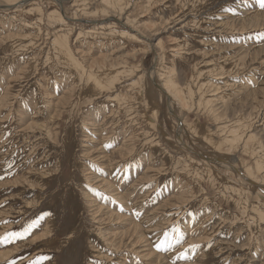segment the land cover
Listing matches in <instances>:
<instances>
[{
  "label": "rangeland",
  "instance_id": "374dc122",
  "mask_svg": "<svg viewBox=\"0 0 264 264\" xmlns=\"http://www.w3.org/2000/svg\"><path fill=\"white\" fill-rule=\"evenodd\" d=\"M17 1L0 0L11 6L0 8V236L50 215L26 239L0 244V252L17 247L0 264H264V187L242 177L264 184L259 0H115L108 8L103 0H44L39 10ZM59 11L69 25L52 18ZM76 15L88 22L72 23ZM124 20L140 43L119 37L135 35ZM56 38L68 41L79 70L62 59ZM153 67L157 85L172 82L178 97L153 87ZM90 72L104 73L108 86L93 90ZM177 118L187 147L177 143Z\"/></svg>",
  "mask_w": 264,
  "mask_h": 264
},
{
  "label": "bare ground",
  "instance_id": "6f19581e",
  "mask_svg": "<svg viewBox=\"0 0 264 264\" xmlns=\"http://www.w3.org/2000/svg\"><path fill=\"white\" fill-rule=\"evenodd\" d=\"M40 1H44V0H18L17 2V5H14V7L15 6H17V8H21V7H24V6H31V8L33 9V8H36V9H41L40 7H41V2ZM54 2H59V0H53ZM63 1V0H62ZM69 1V0H68ZM80 2V1H79ZM199 2V1H198ZM51 3V2H50ZM83 3V2H82ZM87 3V2H86ZM85 3V4H86ZM103 4H105V7L106 8H108L109 6H111L112 4H114L115 3V0H103V2H102ZM88 5V4H87ZM121 5V4H120ZM182 5V4H181ZM61 6V5H60ZM76 6V5H75ZM78 6V5H77ZM76 6V7H77ZM0 7H2V8H6V10H7V8H10L11 6H9V5H3V6H0ZM13 7V6H12ZM58 7V6H57ZM62 7V6H61ZM80 7H82L81 5L79 6V8ZM90 7V6H89ZM115 8V7H114ZM124 8H126V7H124ZM14 9V8H13ZM16 9V8H15ZM14 9V10H15ZM116 9V8H115ZM119 9V8H118ZM117 9V10H118ZM10 10V9H9ZM60 10V9H59ZM81 10V9H80ZM124 10V9H123ZM63 11V10H62ZM82 11V10H81ZM89 12V10H84V12ZM122 11V10H121ZM120 11V12H121ZM40 12V11H39ZM77 12V11H76ZM108 12L109 11H107V10H104V12H102V13H107L108 14ZM16 13V12H15ZM41 13V12H40ZM46 13V12H45ZM53 13V12H52ZM55 13V12H54ZM90 13V12H89ZM89 13H87V15H89ZM92 13V12H91ZM124 13H126V12H124ZM258 14V13H257ZM263 14V13H262ZM262 14H260V15H255L254 16V18H256V17H258V16H263L264 17V15H262ZM62 14H60V11H59V13H58V16H55L54 14L52 15V18L53 19H58V21H56L57 23H64V24H66V25H69V23H67V22H65L64 20V16L62 15ZM73 15V14H72ZM75 15V14H74ZM109 15V14H108ZM120 15H121V13H120ZM10 16V15H9ZM79 16V15H78ZM86 16V15H85ZM43 16H41V18H42ZM54 17H56V18H54ZM80 17V16H79ZM95 17V16H94ZM126 17V16H125ZM249 17V16H248ZM47 18V17H46ZM112 19V18H111ZM120 19H122V17H118L117 18V20H115L116 22H119L120 21ZM42 20H43V18H42ZM222 20V19H221ZM220 20V21H221ZM235 20V19H234ZM257 20V19H256ZM67 21V20H66ZM70 21H72V23H85V22H88V21H85V20H80L79 18L77 19V15H76V17H74L72 20L70 19ZM114 21V22H115ZM125 21V20H124ZM218 21V20H217ZM243 21V20H242ZM263 21H264V19H263ZM262 21V22H263ZM92 22V21H91ZM115 22V23H116ZM173 22V21H172ZM249 22H250V20H249ZM251 22H252V19H251ZM28 23V22H27ZM120 23H121V21H120ZM123 23V22H122ZM133 23V22H132ZM226 23V22H225ZM20 24V23H19ZM90 24V23H89ZM124 24H125V26H124ZM122 26H124V27H126V25H127V27H129V29H131V31L132 32H134L135 33V35H132V34H130L129 32H123V31H121V32H119V33H117L118 35H119V37L120 38H125V39H129V40H133V41H135V42H139L140 43V41L141 40H139L140 39V36L138 35V30H136L135 29V27H133V25H134V23H133V25L131 24H129L128 23V20L127 21H125V23H124ZM135 24H136V21H135ZM219 24V23H218ZM244 24V23H243ZM262 24V23H261ZM40 25V24H39ZM70 25H72V26H74V24H70ZM129 25V26H128ZM228 25V24H227ZM226 25V26H227ZM245 25V24H244ZM78 26V25H77ZM233 26V25H232ZM252 26V25H251ZM250 26V27H251ZM257 26V25H256ZM69 27V26H68ZM75 27V26H74ZM169 27V26H168ZM167 27V28H168ZM200 27V26H199ZM223 27V26H222ZM231 27V26H230ZM37 28V27H36ZM65 28V27H64ZM95 28V27H94ZM102 28V27H101ZM213 28V27H212ZM239 28V27H238ZM242 28V27H241ZM27 29V28H26ZM240 29V28H239ZM243 29V28H242ZM250 29V28H249ZM3 30V29H2ZM8 30V29H7ZM13 30V29H12ZM15 30V29H14ZM83 30V29H82ZM81 30V31H82ZM100 30H102V29H100ZM215 30V29H214ZM75 30H74V28H72V32H74ZM80 31V32H81ZM231 31V30H230ZM5 32V31H4ZM69 32H70V34H73L70 30H69ZM77 32V31H76ZM92 31H89V33H91ZM94 32V31H93ZM88 33V32H87ZM140 33V32H139ZM13 34V33H12ZM23 34V33H22ZM241 34V33H240ZM11 35V34H10ZM84 35H85V33H84ZM92 35H93V33H92ZM41 36V35H40ZM58 36V35H57ZM15 37V36H14ZM53 37V36H52ZM96 37V36H95ZM59 38H61V37H59ZM63 38V37H62ZM143 38V37H142ZM40 39V38H39ZM57 39V45H58V47L60 48V51H58V52H61V53H63V54H66V59H64V58H62V56L61 55H58V57L59 58H62L64 61L65 60H68L70 63H71V66L72 67H74V69L76 68V69H78L79 67H78V65L79 64H76L75 63V61L76 60H74V55H73V53H72V51L71 50H67L68 49V47H69V45H68V41L65 43H60V42H58V38H56ZM66 39V38H65ZM78 39V38H77ZM149 39V38H148ZM13 40V39H12ZM21 40V39H20ZM49 40V39H48ZM61 40V39H60ZM120 40V39H119ZM146 40H147V38H146ZM210 40V39H209ZM52 41V40H51ZM56 41V40H55ZM64 41V40H63ZM66 41V40H65ZM149 41V40H148ZM62 42V41H61ZM90 42V41H89ZM8 43V42H7ZM76 43V42H75ZM147 43V42H146ZM42 44V43H41ZM79 44V43H78ZM213 44V43H212ZM110 45V44H109ZM221 46V45H220ZM100 47H101V45H100ZM99 47V48H100ZM151 47V46H150ZM107 48V47H106ZM180 48V47H179ZM42 49V48H41ZM56 49V48H55ZM58 49V48H57ZM71 49V48H70ZM76 49V48H75ZM96 49V48H95ZM143 49V48H142ZM77 50V49H76ZM113 50V49H112ZM189 50V49H188ZM238 50V49H237ZM245 50V49H244ZM122 51V50H121ZM133 51V50H132ZM212 51H213V49H212ZM222 51V50H221ZM41 52V51H40ZM108 53V52H107ZM120 53V52H119ZM91 54V53H90ZM103 54V53H102ZM121 54V53H120ZM224 54V53H223ZM245 54H246V52H245ZM24 55V54H23ZM111 55V54H110ZM232 55V54H231ZM255 55V54H254ZM61 56V57H60ZM81 56V55H80ZM87 56V55H86ZM232 57H233V55H232ZM158 58V57H157ZM248 58V57H247ZM254 58H255V56H254ZM208 60V59H207ZM59 61V60H58ZM61 61V60H60ZM17 62V61H16ZM98 62V61H97ZM248 62V61H247ZM259 62V61H258ZM95 63V62H94ZM157 63V62H156ZM260 63V62H259ZM60 64H62V63H60ZM59 64V65H60ZM64 64V63H63ZM91 64V63H90ZM209 64V63H208ZM263 64V63H262ZM55 65V64H54ZM58 65V66H59ZM104 65V64H103ZM244 65H245V63H244ZM61 66V65H60ZM69 66V65H68ZM153 66V65H152ZM157 66V65H156ZM199 66V65H198ZM206 67V66H205ZM48 68V67H47ZM86 68V67H85ZM93 68V67H92ZM221 68V67H220ZM258 68V67H257ZM119 69H122V68H120L119 67ZM154 69H155V67H153V69L150 71V73L149 74H147L146 72V74L148 75V80L150 81V82H152V85H153V87H156L155 89H158V90H160L163 94H164V96H166L167 97V99H169L168 97H171V96H174V97H176V95H177V97L180 95L179 94V90H177L176 88L174 89V84L172 83V82H170V81H167L166 79L164 80V82L161 84V87L159 86V85H157V83L155 82V79H154V77H156V76H154L155 75V71H154ZM79 70V69H78ZM124 70V69H123ZM70 71V70H69ZM146 71V70H145ZM170 71V70H169ZM74 72V71H73ZM76 72V71H75ZM79 72H81V71H79ZM111 72V71H110ZM121 72V71H120ZM149 72V71H148ZM172 72V71H171ZM207 72V71H206ZM52 73V72H51ZM59 73V72H58ZM66 73V72H65ZM106 73V72H105ZM128 73V72H127ZM83 74V73H82ZM103 75H100V74H98V72L97 73H92V72H90L89 74H87V83H90L91 85H92V88H93V90H96V91H100V90H102V89H104V88H106L107 86H106V84H105V82H104V79L102 78V76H104L105 74L104 73H102ZM116 74V73H115ZM145 74V75H146ZM214 74V73H213ZM71 75V74H70ZM109 75V74H108ZM124 75V74H123ZM167 75H169V74H167ZM172 75V74H171ZM66 76V75H65ZM77 76V75H76ZM143 76V75H142ZM170 76V75H169ZM168 76V77H169ZM218 76V75H217ZM221 76V75H220ZM69 77V76H68ZM117 77V79H118V76H117V74H116V76H115V78ZM208 77V76H207ZM263 77V76H262ZM77 78V77H76ZM109 77H107V81L109 82V86L111 87V86H113L114 87V84L116 83H113L114 82V77H112L113 79V82H112V80L111 79H108ZM165 78V77H164ZM116 79V80H117ZM171 79V78H170ZM227 79V78H226ZM225 79V80H226ZM63 80V79H62ZM160 80V79H159ZM243 80V79H242ZM67 81V80H66ZM65 81V82H66ZM102 83H101V82ZM158 81V80H157ZM192 81V80H191ZM61 82V81H60ZM79 82V81H78ZM76 83V82H75ZM80 83V82H79ZM193 83V82H192ZM129 84V83H128ZM68 85H69V82H68ZM67 85V86H68ZM190 85V84H189ZM209 85V84H208ZM127 86V85H126ZM72 87V86H71ZM79 87V86H78ZM109 87V88H110ZM124 87V86H123ZM187 87V86H186ZM244 87V86H243ZM264 87V86H263ZM112 88V87H111ZM211 88V87H210ZM238 88V87H237ZM88 89V88H87ZM117 89V88H116ZM199 89V88H198ZM69 90V89H68ZM67 90V91H68ZM108 90V89H107ZM145 90V89H144ZM147 90V92L149 91V88H147L146 89ZM183 90V89H182ZM214 90V89H213ZM219 90V89H218ZM114 91V90H113ZM208 91V90H207ZM66 92V91H65ZM103 93H104V91H102ZM101 92V93H102ZM105 92H108V91H106L105 90ZM125 92V91H124ZM131 92V91H130ZM182 92V91H181ZM190 92V91H189ZM216 92V91H215ZM214 92V93H215ZM85 93V92H84ZM110 93V92H109ZM119 93H120V91H119ZM118 93V94H119ZM140 95H141V93L143 94V90L141 89V92L139 91L138 92ZM157 93V92H156ZM191 93V92H190ZM240 93V92H239ZM264 93V92H263ZM262 93V94H263ZM72 94V93H71ZM94 94V93H93ZM117 94V93H116ZM126 94V93H125ZM154 94V93H153ZM193 94V93H192ZM203 94V93H202ZM128 95V94H127ZM46 96V95H45ZM49 96V95H48ZM63 96V95H62ZM143 96V95H142ZM145 96V95H144ZM205 96V95H204ZM92 97H94V96H92ZM122 97V96H121ZM130 97V96H129ZM146 98L148 97L147 96V94H146V96H145ZM183 97V96H182ZM255 97V96H254ZM253 97V98H254ZM80 98V97H79ZM201 98V97H200ZM249 98V97H248ZM256 98V97H255ZM263 98V97H262ZM56 99V98H55ZM62 99V98H61ZM60 99V100H61ZM113 99H114V97H113ZM129 99V98H128ZM191 99V98H190ZM197 99H198V97H197ZM196 99V100H197ZM221 99V98H220ZM264 99V98H263ZM106 100V99H105ZM121 100V99H120ZM124 100V99H123ZM207 100V99H206ZM234 100V99H233ZM246 100V99H245ZM102 101V100H101ZM110 101H111V99H110ZM113 101V100H112ZM168 101V100H167ZM178 101H181L182 102V104H183V107H185L184 105H186L185 104V101H184V99L182 100H179L178 99ZM254 101V100H253ZM259 101H260V99H259ZM61 102V101H60ZM88 102V101H87ZM199 102H200V100H199ZM208 102V101H207ZM75 103V102H74ZM188 103V102H187ZM191 103H193V102H191ZM197 103V102H196ZM202 103H204V102H202ZM238 103V102H237ZM261 103V102H260ZM48 104V103H47ZM88 104V103H87ZM168 104V103H167ZM212 104V103H211ZM230 104V103H229ZM259 104V103H258ZM100 105V104H99ZM199 105V104H198ZM257 105V104H256ZM171 106H173V105H171L170 103H169V109L171 108ZM202 106V105H201ZM249 106V105H248ZM251 106V105H250ZM59 107V106H58ZM151 107V106H150ZM196 107V106H195ZM203 107V106H202ZM207 107H208V105H207ZM6 108V107H5ZM203 108H205V107H203ZM221 108V107H220ZM223 108V107H222ZM239 108V107H238ZM253 108V107H252ZM106 109V108H105ZM104 109V110H105ZM123 109V108H122ZM197 109V108H196ZM206 109V108H205ZM205 109H204V111H205ZM209 109V108H208ZM224 109V108H223ZM226 109V108H225ZM241 109V108H240ZM259 109V108H258ZM192 110V109H191ZM199 110V109H198ZM197 110V111H198ZM234 110V109H233ZM232 110V111H233ZM245 110V109H244ZM252 110V109H251ZM210 111H211V109H210ZM240 111V110H239ZM264 111V110H263ZM101 112V111H100ZM157 110L155 111V110H153V113H152V116L154 117V119L156 118V116H157ZM207 112V111H206ZM230 112V111H229ZM246 112V111H245ZM117 113V112H116ZM226 113H228V111L226 112ZM241 113V112H240ZM21 114V113H20ZM79 114V113H78ZM96 114V113H95ZM211 114V113H210ZM214 114V113H213ZM212 114V115H213ZM247 114V113H246ZM262 114V113H261ZM56 115V114H55ZM173 115V114H172ZM176 115V114H175ZM231 115V114H230ZM257 115V114H256ZM70 116V115H69ZM82 116V115H81ZM98 116V115H97ZM151 116V117H152ZM79 117V116H78ZM124 117V116H123ZM181 117V116H180ZM218 117V116H217ZM232 117V116H231ZM241 117V116H240ZM128 118H130V117H128ZM257 119V118H256ZM167 120V119H166ZM213 120V119H212ZM125 121V120H124ZM177 121H178V124H180L179 123V121H181V120H179L178 118H177ZM236 121V120H235ZM85 122H87V121H85ZM23 123V122H22ZM49 123V122H48ZM68 125V124H67ZM91 125V124H90ZM130 125V124H129ZM151 125H153V124H151ZM253 125V124H252ZM54 126V125H53ZM221 126V125H220ZM264 126V125H263ZM56 127V126H55ZM92 127V126H91ZM95 127H97V126H95ZM163 127V126H162ZM262 127V126H261ZM94 128V127H93ZM92 128V129H93ZM179 128V131L177 132V136H178V139H177V143L180 145V147L182 148V146L184 147H187V144L185 145V141H184V133H185V130H184V128L181 126V124H180V126L178 127ZM186 128V127H185ZM198 128H203L202 126L201 127H198ZM57 129V128H56ZM143 129V128H142ZM226 129V128H225ZM236 129V128H235ZM200 130V129H199ZM87 131V130H86ZM219 131V130H218ZM260 131V130H259ZM57 132V131H56ZM84 132V131H83ZM92 132V131H91ZM128 132V131H127ZM246 132V131H245ZM94 133V132H93ZM243 133V132H242ZM56 134V133H55ZM140 135V134H139ZM222 135V134H221ZM248 135V134H247ZM88 137V136H87ZM184 137V138H183ZM209 137H211L210 135H209ZM54 138H55V136H54ZM53 138V139H54ZM64 138V137H63ZM84 138H85V136H84ZM95 138V137H94ZM143 138V137H142ZM157 138V137H156ZM177 138V137H176ZM51 139H52V136H51ZM83 139V138H82ZM91 139V138H90ZM170 139V138H169ZM186 139V138H185ZM224 140H225V138H223ZM260 139V138H259ZM258 139V140H259ZM99 140V139H98ZM116 140V139H115ZM114 140V141H115ZM229 140V139H228ZM247 140V139H246ZM140 141H141V139H140ZM245 141V140H244ZM85 142V141H84ZM147 142V141H146ZM152 142V141H151ZM169 142V141H168ZM58 143V142H57ZM98 143V142H97ZM171 143V142H170ZM151 145V144H150ZM182 145V146H181ZM214 145V144H213ZM241 145V144H240ZM88 146V145H87ZM96 146V145H95ZM101 146V145H100ZM121 146V145H120ZM212 146V145H211ZM157 147V146H156ZM101 148V147H100ZM123 148H125V147H123ZM191 148V147H190ZM104 149V148H103ZM131 149V148H130ZM118 150V149H117ZM192 150V149H191ZM91 151V150H90ZM106 151V150H105ZM108 151V150H107ZM181 151V150H180ZM189 151V150H188ZM211 151V150H210ZM101 152V151H100ZM114 152V151H113ZM145 153V152H144ZM190 153V152H189ZM254 153V152H253ZM86 154V153H85ZM89 154H90V152H89ZM115 154V153H114ZM122 154V153H121ZM192 154L193 155H195V157H197V158H199V159H201L203 162L205 161V162H207V163H211V164H213V165H215V164H219L220 165V167H224V168H226V169H230L231 171H234V173H240V171H238V170H236V169H232V165L230 164V163H228L227 161H225V160H223V159H217V158H213V159H209L208 157H204V156H202V155H199V154H197V153H193L192 152ZM79 155V154H78ZM96 155V154H95ZM98 155V154H97ZM105 155V154H104ZM126 155V154H125ZM162 155V154H161ZM183 155V154H182ZM87 156H88V154H87ZM114 156V155H113ZM213 156V155H212ZM96 157V156H95ZM103 157V156H102ZM107 157V156H106ZM122 158V157H121ZM260 158V157H259ZM216 162H219V163H216ZM135 164V163H134ZM151 164V163H150ZM180 164V163H179ZM186 164V163H185ZM111 165V164H110ZM116 165V164H115ZM148 165V164H147ZM210 165V164H209ZM100 166V165H99ZM257 166V165H256ZM259 166V165H258ZM153 167V166H152ZM156 167V166H155ZM158 167V166H157ZM187 167V166H186ZM185 167V168H186ZM207 167V166H206ZM184 168V167H183ZM258 168H260V166L258 167ZM264 168V167H263ZM115 169V168H114ZM188 169V168H187ZM255 169V168H254ZM153 170V169H152ZM177 170V169H176ZM262 170V169H261ZM84 171V170H83ZM182 171V170H181ZM188 171V170H187ZM210 171V170H209ZM86 172V171H85ZM208 172V171H207ZM245 172V171H244ZM259 172V171H258ZM257 171H256V173H258ZM191 173V172H190ZM194 173V172H193ZM84 175V174H83ZM189 175V174H188ZM242 175V174H241ZM142 176V175H141ZM38 177V176H37ZM145 177V176H144ZM242 177H244V180L247 182V183H249V184H251V185H253V186H255V187H257V188H263L264 187V184H262L261 183V185H258V184H256L254 181H252V180H249V179H247L244 175H242ZM89 178V177H88ZM146 178V177H145ZM140 179V178H139ZM144 179V178H143ZM192 179H193V177H192ZM89 180H91V179H89ZM145 180V179H144ZM98 181V180H97ZM96 181V182H97ZM100 181V180H99ZM90 182V181H89ZM174 182V181H173ZM98 184V183H97ZM112 184V183H111ZM136 184V183H135ZM6 185H8V184H6ZM104 185H105V183H104ZM138 185V184H137ZM187 185V184H186ZM210 185V184H209ZM107 186V185H106ZM112 186V185H111ZM183 186V185H182ZM184 187V186H183ZM226 187V186H225ZM108 188V187H107ZM109 188H111L110 186H109ZM114 188V187H113ZM211 188V187H210ZM103 189V188H102ZM130 190V189H129ZM106 191V190H105ZM116 191V190H115ZM195 191V190H194ZM94 192H95V190H94ZM184 192V191H183ZM111 193V192H110ZM185 193V192H184ZM109 194V193H108ZM117 194V193H116ZM113 195V194H112ZM174 195H175V193H174ZM185 195H187V194H185ZM193 195V194H192ZM85 196V195H84ZM83 196V197H84ZM115 196V195H114ZM118 196V195H117ZM148 196V195H147ZM228 196H230V195H228ZM227 196V197H228ZM145 197V196H144ZM176 197V196H175ZM146 198V197H145ZM174 198V197H173ZM179 198H181V197H179ZM235 198V197H234ZM255 198V197H254ZM258 198V197H257ZM89 199V198H88ZM97 199V198H96ZM144 199V198H143ZM259 199V198H258ZM93 200V199H92ZM91 200V201H92ZM116 200H117V198H116ZM123 200V199H122ZM146 200V199H145ZM174 200V199H173ZM236 200V199H235ZM90 201V200H89ZM120 201V200H119ZM186 201V200H185ZM263 201V200H262ZM131 202V201H130ZM88 203V202H87ZM89 203H91V202H89ZM95 203V202H94ZM124 203V202H123ZM205 203V202H204ZM98 204V203H97ZM166 204V203H165ZM169 204V203H168ZM89 205V204H88ZM92 205V204H91ZM90 205V206H91ZM143 205V204H142ZM245 205V204H244ZM94 206V205H93ZM99 206V205H98ZM159 206V205H158ZM164 206V205H163ZM204 206V205H203ZM241 206V205H240ZM253 206V205H252ZM106 207V206H105ZM161 207V206H160ZM91 209H93L92 207H90ZM178 208V207H177ZM96 209V208H95ZM100 209V208H99ZM153 209V208H152ZM154 210V209H153ZM209 210V209H208ZM95 211V210H94ZM93 210L92 211H90L91 213L92 212H94ZM114 211V210H113ZM112 211V212H113ZM97 212H98V210H97ZM97 212H95V213H97ZM100 212V211H99ZM111 212V211H110ZM125 212V211H124ZM160 212H162V211H160ZM255 212V211H254ZM94 213V214H95ZM100 213H102L103 214V211L102 212H100ZM258 213V212H257ZM94 214L92 215V216H94ZM111 213H109L108 215H110ZM116 214V213H115ZM155 214V213H154ZM210 214V213H209ZM227 214V213H226ZM95 215H97V214H95ZM106 216V215H105ZM115 216V215H114ZM150 216V215H149ZM164 216V215H163ZM225 216V215H224ZM237 216V215H236ZM249 216V215H248ZM259 216V215H258ZM101 217H102V215H101ZM107 217V216H106ZM151 217H153V216H151ZM99 218V217H98ZM108 218H110V219H115L113 216H109ZM117 218H119V217H117ZM165 218V217H164ZM207 218V217H206ZM214 218V217H213ZM227 218V217H226ZM244 218V217H243ZM252 218V217H251ZM102 219H104L103 217H102ZM149 219V218H148ZM157 219V218H156ZM160 219V218H159ZM169 218H167V220H168ZM104 220H106V219H104ZM108 220V219H107ZM162 220V219H161ZM227 220V219H226ZM120 221H121V218H120ZM119 221V222H120ZM223 221V220H222ZM97 222H98V220H97ZM100 222H102V220L100 221ZM123 222V221H122ZM163 222V221H162ZM226 223V222H225ZM102 224V223H101ZM114 224H115V221H114ZM131 224V223H130ZM153 224H155V223H153ZM164 224V223H163ZM201 224V223H200ZM200 224H199V226H200ZM152 225V224H151ZM237 225V224H236ZM262 225V224H261ZM212 226V225H211ZM232 226V225H231ZM117 228H119V227H117ZM138 228V227H137ZM152 228V227H151ZM196 228V227H195ZM257 228V227H256ZM93 229V228H92ZM133 229H135V228H133ZM132 229V230H133ZM139 229V228H138ZM128 230H129V227H128V229L126 230L127 232H126V234H128ZM243 230V229H242ZM249 230V229H248ZM121 232H122V230H120ZM136 231H139V230H137L136 229ZM101 232V231H100ZM206 232V231H205ZM111 233V232H110ZM122 233H124V232H122ZM132 233H135L134 231L132 232ZM158 233V232H157ZM156 233V234H157ZM212 233H214V232H212ZM211 233V234H212ZM40 234H42V233H40ZM45 234V233H44ZM44 234L41 236V237H39L40 239H44ZM112 234V233H111ZM115 234V233H114ZM120 233L118 232V235H119ZM102 235H105V234H102ZM117 235V234H116ZM117 235V236H118ZM123 235V237L125 236L124 234H122ZM132 235V234H131ZM137 235V234H136ZM138 235H139V232H138ZM138 235H137V237H138ZM140 235H142V234H140ZM204 235V234H203ZM106 236V235H105ZM110 236H112L113 237V235H110ZM109 236V237H110ZM115 236V235H114ZM119 236H121V234L119 235ZM134 236H135V234H134ZM257 236V235H256ZM133 237V236H132ZM136 237V238H137ZM141 237V236H140ZM143 237V236H142ZM114 238V237H113ZM119 238V237H118ZM117 237H116V240L118 239ZM121 238V237H120ZM130 238V237H129ZM201 238V237H200ZM211 238V237H210ZM237 238V237H236ZM36 240H37V237L35 238ZM47 239V238H46ZM122 239V238H121ZM132 239V238H131ZM197 239V237L195 238V240ZM31 240V239H30ZM111 240H112V238H111ZM110 240V241H111ZM115 240V241H116ZM136 240V239H135ZM134 240V241H135ZM138 240H140L139 238H138ZM194 240V241H195ZM198 240V239H197ZM109 241V240H108ZM121 241H123V239L121 240ZM133 241V242H134ZM142 241V238H141V240H140V242ZM145 241V240H144ZM204 241V240H203ZM39 242V241H38ZM45 242V241H44ZM120 242V241H119ZM127 242H129V241H127ZM132 242V243H133ZM139 242V243H140ZM246 242V241H245ZM109 243V242H108ZM131 243V242H130ZM130 243H129V246H130ZM131 243V244H132ZM247 243V242H246ZM110 244V243H109ZM112 244V243H111ZM115 244V243H114ZM120 244V243H119ZM119 244L117 245V246H119ZM123 244V243H122ZM121 244V245H122ZM126 244V243H125ZM136 244V243H135ZM140 244H142V243H140ZM127 245V244H126ZM143 245V247L145 246L144 244H142ZM230 245V244H229ZM245 245V244H244ZM114 246V245H113ZM133 246V245H132ZM132 246H131V248H132ZM135 246V245H134ZM137 246V245H136ZM235 246V245H234ZM251 246V245H250ZM109 247V246H108ZM142 247V246H141ZM142 247V249H145V248H143ZM227 247V246H226ZM237 247V246H236ZM117 248V247H116ZM119 248V247H118ZM121 248V247H120ZM124 249V248H123ZM129 249V248H128ZM135 249V248H134ZM142 249H140V250H142ZM121 250V249H120ZM137 250H138V248H137ZM136 250V251H137ZM147 250H148V248H147ZM16 251H17V247H14V248H8V249H5V250H3V251H1L0 252V260H3V261H7V260H10V258L11 257H9V256H11V255H13L14 253H16ZM145 251V250H144ZM255 251V250H254ZM148 252V251H147ZM146 252V253H147ZM152 252V251H151ZM142 253H144V252H142ZM141 253V254H142ZM107 254V253H106ZM148 254H150V253H148ZM257 254V253H256ZM144 255V254H143ZM151 255V254H150ZM150 255H146V259H147V257L149 256V258L148 259H150L151 258V256ZM145 256V255H144ZM206 256V255H205ZM204 256V257H205ZM9 257V258H8ZM15 257V256H14ZM143 257V256H142ZM203 257V256H202ZM252 257V256H251ZM144 258V257H143ZM161 260V259H160ZM159 261V260H158ZM147 262H150V261H147ZM198 262V261H197ZM200 263V262H199ZM204 263V262H203ZM122 264H124V262L122 263ZM163 264V263H162ZM189 264V263H188ZM196 264H198V263H196ZM207 264V263H206ZM209 264V263H208ZM251 264V263H250Z\"/></svg>",
  "mask_w": 264,
  "mask_h": 264
},
{
  "label": "snow or ice",
  "instance_id": "6c2138e0",
  "mask_svg": "<svg viewBox=\"0 0 264 264\" xmlns=\"http://www.w3.org/2000/svg\"><path fill=\"white\" fill-rule=\"evenodd\" d=\"M260 7L264 9V0H259ZM109 145H105V147H109ZM93 167H95L93 165ZM0 179H4L3 176H0ZM50 215L49 213H42L36 218L32 219L29 223L26 224V226L23 227L22 231H10L5 233L3 236H0V244H9V243H15L17 240H23L26 239L28 236H30L34 229H38L41 226L42 221L44 220L45 216ZM7 223V222H6ZM182 237L179 233H177V242ZM198 245H192V250L194 251L196 248H198ZM157 251L160 250V246H156ZM50 257L46 256H40L38 258L39 261L44 260H50ZM33 264H37V262H33Z\"/></svg>",
  "mask_w": 264,
  "mask_h": 264
},
{
  "label": "water",
  "instance_id": "95a60500",
  "mask_svg": "<svg viewBox=\"0 0 264 264\" xmlns=\"http://www.w3.org/2000/svg\"><path fill=\"white\" fill-rule=\"evenodd\" d=\"M1 9H6V8H2V7H0ZM216 163H219V162H216Z\"/></svg>",
  "mask_w": 264,
  "mask_h": 264
}]
</instances>
